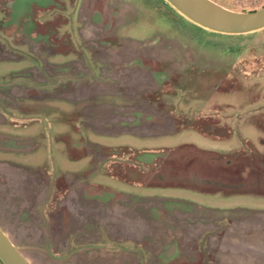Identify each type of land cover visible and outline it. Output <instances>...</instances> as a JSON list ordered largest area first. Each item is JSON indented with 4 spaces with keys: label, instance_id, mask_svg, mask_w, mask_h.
I'll list each match as a JSON object with an SVG mask.
<instances>
[{
    "label": "rangeland",
    "instance_id": "1",
    "mask_svg": "<svg viewBox=\"0 0 264 264\" xmlns=\"http://www.w3.org/2000/svg\"><path fill=\"white\" fill-rule=\"evenodd\" d=\"M135 103L187 127L219 110L209 118L255 141L243 169L259 195L230 212L171 200L194 217L170 220L114 192H135L114 177L135 178L130 146L149 142ZM262 158L264 28L214 31L167 0H0V224L33 264H264Z\"/></svg>",
    "mask_w": 264,
    "mask_h": 264
},
{
    "label": "crops",
    "instance_id": "2",
    "mask_svg": "<svg viewBox=\"0 0 264 264\" xmlns=\"http://www.w3.org/2000/svg\"><path fill=\"white\" fill-rule=\"evenodd\" d=\"M218 111L213 113L212 109H202L195 116L209 118L211 116L208 113H211L216 117L219 115ZM233 136L235 139H232ZM142 138L149 141L147 145L130 146L139 151V154L135 156V166L140 170L150 172L152 168L157 169L162 162L165 163L166 170L163 171L165 183L127 182L114 177L122 183L135 187V192H129L122 188H117V190L115 188L114 192L134 196L136 202H145V200L147 203L159 202L166 211L174 210L173 207H166L171 200H174L195 209L196 206H199L207 208L209 211L219 209L223 212H230L236 209L233 205L238 204L236 202L242 200L241 197L259 195L246 191H233L234 174L231 172L230 166L237 158V153L246 151L247 140L255 143L254 140L244 137L240 131L232 132L231 130L228 136L218 137L188 126L177 131L146 135ZM235 142L237 143L235 144ZM145 156L150 158L145 160ZM205 202L208 206H204ZM241 202H248L247 198ZM145 206L143 208L145 216L148 221L151 220L154 224L155 219L151 218L148 213L147 206L149 205ZM191 207L176 208L174 212H166L165 217L170 216V220H172L171 216L173 220L190 219L194 217ZM189 209L190 211H188ZM197 215L204 220L212 219L209 216Z\"/></svg>",
    "mask_w": 264,
    "mask_h": 264
},
{
    "label": "trees",
    "instance_id": "3",
    "mask_svg": "<svg viewBox=\"0 0 264 264\" xmlns=\"http://www.w3.org/2000/svg\"><path fill=\"white\" fill-rule=\"evenodd\" d=\"M262 7H260V8H262ZM256 9H259V8L249 9V10H256ZM134 112H135V114H134ZM129 113L133 117H135V123H133L135 126L131 125V127H135V133H137V134L140 132H144L148 135L157 134V133H164V132H169V131L173 132V131L180 130L181 128L187 127L184 124V120L179 118V116L176 114L175 110H171V109L169 110V109L164 108V107L153 108L151 106H148V107L144 108L142 106H139V104L135 103V107L132 108L131 112H129ZM138 114L141 116L138 117L139 116ZM200 117H202V118H200ZM200 117H199V119H196V118L193 119L192 122L190 124H187V125L198 128L205 133H208V134L214 135V136H218V137H226L231 133V129L228 126L222 127L217 121H215V119H211V118H207V117H203V116H200ZM137 119H140V121L136 122ZM112 124H113V127H117V128H120L119 126H121V125H122V127H125V124H122L121 121H119L117 124H116V122H113ZM122 131H124V130H122ZM253 147H255L253 142L250 140H247L246 141V151L237 153L236 154L237 158L234 159L232 165L230 166L231 172L234 174V176H233L234 177L233 178V180H234L233 191H246V192H251V193L257 191L256 186L251 185L249 182H247L246 179L249 178V174L247 176H245V173H246L245 171H247V170L243 169V167H245L244 165H246V166L251 165L250 166L251 169L253 167H255V166H252V163L253 164L255 163L254 162V160H255V157H254L255 152L254 151L255 150ZM256 150H257V148H256ZM131 151H132L131 154L135 153V156L137 154H139V151H137V150H131ZM259 163H261V164L259 167L256 166L257 167L255 169L256 172L262 171V168L264 167V158L260 159ZM164 170H166V165L163 162L160 164L159 167H157V169L152 168L150 172L140 170V169H138L137 166H135V178L125 177V179L128 181H131V182L136 181V182H142V183H147V184H163V183H165L164 175H163ZM0 226L2 227L1 224H0ZM2 229H4V228L2 227ZM4 231L7 233V231L5 229H4ZM8 236L10 237L9 234H8ZM13 242L15 243L14 240H13Z\"/></svg>",
    "mask_w": 264,
    "mask_h": 264
},
{
    "label": "water",
    "instance_id": "4",
    "mask_svg": "<svg viewBox=\"0 0 264 264\" xmlns=\"http://www.w3.org/2000/svg\"><path fill=\"white\" fill-rule=\"evenodd\" d=\"M193 22L219 32L247 33L264 28V6L235 10L214 0H167ZM0 259L4 264H32L0 226Z\"/></svg>",
    "mask_w": 264,
    "mask_h": 264
}]
</instances>
